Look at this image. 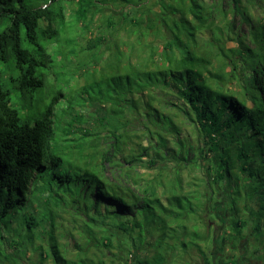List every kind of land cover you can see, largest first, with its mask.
<instances>
[{"label":"trees","instance_id":"trees-1","mask_svg":"<svg viewBox=\"0 0 264 264\" xmlns=\"http://www.w3.org/2000/svg\"><path fill=\"white\" fill-rule=\"evenodd\" d=\"M246 234L264 246V0H0V264H238Z\"/></svg>","mask_w":264,"mask_h":264},{"label":"rangeland","instance_id":"rangeland-1","mask_svg":"<svg viewBox=\"0 0 264 264\" xmlns=\"http://www.w3.org/2000/svg\"><path fill=\"white\" fill-rule=\"evenodd\" d=\"M112 10L106 11V15L105 13L102 15H99L98 20H96V24L100 23L103 24L104 21H106L107 17L111 14ZM117 11V10H116ZM119 12L121 13V11L119 10ZM119 17L115 16L116 21H118ZM120 28V27H119ZM104 30V34L108 37V41H107V45H112L114 42L116 43H121L126 39L125 37V31L123 29H120L119 32L116 33V31H111L108 27L106 28V25L103 24V28ZM73 36L75 43L85 46L87 45V40L90 37L89 34H86L85 32L82 31V29L80 27H76L75 30L70 31L68 34H66L64 37L66 36ZM114 49L111 48L110 50L105 49V52L103 53L104 58L101 60V65L104 64V61L106 60L107 57L112 56ZM106 57V58H105ZM109 171L111 170V166H109ZM128 168V167H127ZM141 172L145 173V179H148L145 181L144 184L150 185L153 183V181H155L152 177L154 175H158V170L155 169H147V168H142L140 170ZM140 172V173H141ZM109 175V172H107ZM132 175H135V173H133V170L131 171ZM157 177V176H156ZM160 178V177H159ZM162 180V177L160 178ZM159 193L163 194V188L160 187L158 190ZM212 222H210L211 225H213V227L216 229L217 235H220V231H222V226H220V221H221V216L219 214V216L216 218V222L214 220H211ZM216 223V224H215ZM249 235V233H248ZM248 235L246 234V238H241V244L238 250L236 249H232L229 248L228 246H225L224 249V253H226V259H228V256H233L232 253L234 254V258L238 259V264H264V246L263 244H260L259 242H257L255 239H249L248 240ZM249 237L251 238V235H249ZM149 241L154 242L155 241V235L150 236L149 235ZM253 242V243H252ZM125 247V241L121 240L120 241V245H118L117 243L115 244L114 249L112 250L113 253H117L120 247ZM228 248V249H227ZM185 251L182 249H178L177 253H174V256H171L170 258V262H168L167 264H186L185 262L190 261H198V259L200 258L197 255V251L195 249H193L191 251V253H189L188 255L184 253ZM150 253V252H149ZM222 253V250L220 247L215 248V254L214 256L217 257ZM137 257L139 254H136ZM228 255V256H227ZM141 256H139L138 258H140ZM125 258L127 260H125ZM176 259V260H175ZM189 259V260H188ZM202 261H200L199 263H201ZM116 263L117 264H137L135 262V259L132 257H127L126 254H124V260H118L116 259Z\"/></svg>","mask_w":264,"mask_h":264}]
</instances>
